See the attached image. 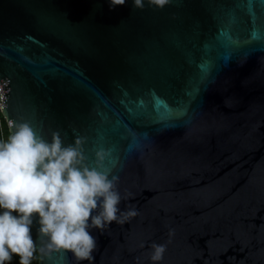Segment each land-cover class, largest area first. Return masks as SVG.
I'll return each mask as SVG.
<instances>
[{
	"label": "water",
	"instance_id": "water-1",
	"mask_svg": "<svg viewBox=\"0 0 264 264\" xmlns=\"http://www.w3.org/2000/svg\"><path fill=\"white\" fill-rule=\"evenodd\" d=\"M0 91L11 134L103 151L137 209L90 229L91 264H152L153 243L162 264H264V0H0Z\"/></svg>",
	"mask_w": 264,
	"mask_h": 264
},
{
	"label": "clouds",
	"instance_id": "clouds-1",
	"mask_svg": "<svg viewBox=\"0 0 264 264\" xmlns=\"http://www.w3.org/2000/svg\"><path fill=\"white\" fill-rule=\"evenodd\" d=\"M127 3L108 0L109 10ZM149 3L163 10L169 0ZM132 5L143 10L144 0H132ZM13 127L9 138L0 141V264H12L14 257L19 264H32L37 244L31 228L37 217L39 237L47 240L41 253L68 252L78 264H91L98 241L90 229L103 234L113 223H123L121 217L137 216V209L121 211L118 177L101 170L103 151L89 166L80 139L65 146L59 134L48 142L28 123ZM151 249L152 264H162L167 245L153 243Z\"/></svg>",
	"mask_w": 264,
	"mask_h": 264
},
{
	"label": "built area",
	"instance_id": "built-area-1",
	"mask_svg": "<svg viewBox=\"0 0 264 264\" xmlns=\"http://www.w3.org/2000/svg\"><path fill=\"white\" fill-rule=\"evenodd\" d=\"M2 92L0 91V141H6L11 135L10 126L7 121V117L4 115L2 111ZM12 264H15L12 261Z\"/></svg>",
	"mask_w": 264,
	"mask_h": 264
},
{
	"label": "trees",
	"instance_id": "trees-1",
	"mask_svg": "<svg viewBox=\"0 0 264 264\" xmlns=\"http://www.w3.org/2000/svg\"><path fill=\"white\" fill-rule=\"evenodd\" d=\"M39 259H40V252L37 250L36 256L33 259L32 264H39ZM13 261L15 264H19V258L18 257H14Z\"/></svg>",
	"mask_w": 264,
	"mask_h": 264
},
{
	"label": "snow or ice",
	"instance_id": "snow-or-ice-1",
	"mask_svg": "<svg viewBox=\"0 0 264 264\" xmlns=\"http://www.w3.org/2000/svg\"><path fill=\"white\" fill-rule=\"evenodd\" d=\"M241 6H243V5H241ZM247 7H248L249 11L251 12L252 11L251 4H248ZM253 35H255V33H253Z\"/></svg>",
	"mask_w": 264,
	"mask_h": 264
}]
</instances>
